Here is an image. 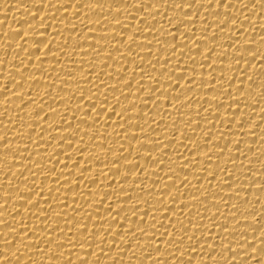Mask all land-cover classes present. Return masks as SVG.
I'll list each match as a JSON object with an SVG mask.
<instances>
[{
	"label": "bare ground",
	"instance_id": "obj_1",
	"mask_svg": "<svg viewBox=\"0 0 264 264\" xmlns=\"http://www.w3.org/2000/svg\"><path fill=\"white\" fill-rule=\"evenodd\" d=\"M179 2L0 0V264H264V0Z\"/></svg>",
	"mask_w": 264,
	"mask_h": 264
},
{
	"label": "snow or ice",
	"instance_id": "obj_2",
	"mask_svg": "<svg viewBox=\"0 0 264 264\" xmlns=\"http://www.w3.org/2000/svg\"><path fill=\"white\" fill-rule=\"evenodd\" d=\"M167 2H168V0H165V3H167ZM201 2H202V0H201ZM207 2H208L212 7H215L217 4H219L221 8H223L225 5H228V6H229V10H230V5H231L230 0H215V3H213V0H207ZM92 4H94L97 8L100 7V5H99L98 3H92ZM183 4H188V6H189L190 9H191L192 7H194V4L190 3L189 0H180L179 4H177V7H181V8H182V5H183ZM130 6H134V5H130ZM228 12H229V11H228ZM228 12H227V13H228ZM217 13H218V12H217ZM187 16H190V15H187ZM217 16H219V15H217ZM225 16L228 17V15H225ZM205 20H206V18H205ZM232 20H235V19H232ZM189 23H192V22H189ZM205 31H207V29H205ZM169 34H171V33H169ZM173 39H175V37H173ZM173 50L175 51V47H173ZM248 53H253V56H252V57H255V56H256V55H255L256 51H249ZM240 56H243V54L241 53ZM158 62H159V61H158ZM237 63H239V61H237ZM105 87L107 88L108 85H105ZM141 87H143L142 84H141ZM121 95H124V93H121ZM115 99H116L117 101H119V97H116ZM107 101H108V97L105 96V97H104V101H103V103H107ZM92 107H95V104H93ZM101 111H104V109H102ZM127 111L130 112L131 109H127ZM115 163H119V161L117 160V161H115ZM141 231H143V230L141 229ZM182 240H183V238H181V241H182ZM5 243H7V241H5ZM68 243L71 244V241L69 240ZM261 243L264 244V240H262Z\"/></svg>",
	"mask_w": 264,
	"mask_h": 264
}]
</instances>
